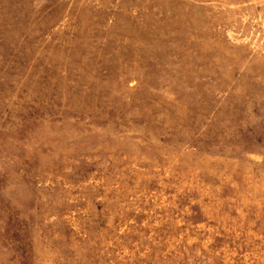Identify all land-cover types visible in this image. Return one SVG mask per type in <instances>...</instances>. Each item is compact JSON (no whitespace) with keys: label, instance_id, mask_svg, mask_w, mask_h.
<instances>
[{"label":"rangeland","instance_id":"obj_1","mask_svg":"<svg viewBox=\"0 0 264 264\" xmlns=\"http://www.w3.org/2000/svg\"><path fill=\"white\" fill-rule=\"evenodd\" d=\"M0 264H264V0H0Z\"/></svg>","mask_w":264,"mask_h":264}]
</instances>
